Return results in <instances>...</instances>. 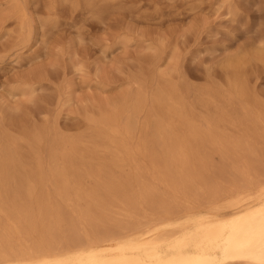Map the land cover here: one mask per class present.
<instances>
[{"label":"rangeland","instance_id":"rangeland-1","mask_svg":"<svg viewBox=\"0 0 264 264\" xmlns=\"http://www.w3.org/2000/svg\"><path fill=\"white\" fill-rule=\"evenodd\" d=\"M175 106L197 128L217 125L239 144L200 142L186 185L153 180L145 159L149 192L143 198L130 189L125 203L89 179L78 206L105 208L86 221L49 183L50 199L32 204L28 233L16 238H93L107 230L106 239L256 191L264 182V0H0V145L12 142L27 168L48 170L53 153L73 148L91 159L97 142L108 141L100 134L114 138L109 123L124 130L132 121L125 143L152 147L157 123L185 128L168 114ZM256 114L263 120L255 122ZM98 152L99 160L109 156ZM133 173L126 167L123 175ZM49 209L56 212L41 220L40 210ZM10 225L2 215L0 229Z\"/></svg>","mask_w":264,"mask_h":264},{"label":"bare ground","instance_id":"bare-ground-1","mask_svg":"<svg viewBox=\"0 0 264 264\" xmlns=\"http://www.w3.org/2000/svg\"><path fill=\"white\" fill-rule=\"evenodd\" d=\"M233 88L242 99L244 93L237 82ZM163 98L160 102L164 101ZM168 114L178 117L182 125L184 119L185 128L179 126V129L167 130L157 123L154 132L157 142L152 147L142 144L130 148L125 143L124 136L130 134L132 121L124 130L114 129L109 123L106 126L114 138L100 134L102 140L108 141L106 144L97 142L91 159L77 156L74 148L64 150L60 154H52L48 170L41 163L27 168L19 149L12 142L2 143L0 217L5 216L11 225L8 229H0V264H264V182L256 191H237L217 199L207 210L176 215L168 213L121 236L102 239L101 236L110 232L106 230L93 238L85 234L76 237L51 234L40 238L30 233L27 238H16L19 233L23 235V230L28 233L23 224L31 222L28 217L32 204L50 199L43 190L49 183L55 186L56 195L70 202V210L78 212L81 220L86 221L97 213H103L105 208H101V203L96 213L78 206L81 200L86 199L84 186L89 179L98 182L105 197L125 203L133 196L131 191L141 192L143 198L149 192L145 159L152 162L153 180L162 183L177 181L186 185L195 167L200 142L239 144L218 131L217 125L197 128L177 106L169 109ZM254 120L263 118L256 114ZM100 148L109 155L105 159L99 160L96 156ZM61 159L63 164H59ZM97 159L99 166L94 162ZM126 167L134 170L131 178L123 175ZM16 184H19L17 188H10ZM134 188L136 190H130ZM98 195L101 194L98 192ZM95 196L96 192L87 195L89 198ZM17 198H25L28 206L21 209ZM109 202L106 200L103 204ZM123 211L129 213L125 209ZM40 212L41 220H44L45 212L56 210ZM32 229L35 232L34 227Z\"/></svg>","mask_w":264,"mask_h":264}]
</instances>
